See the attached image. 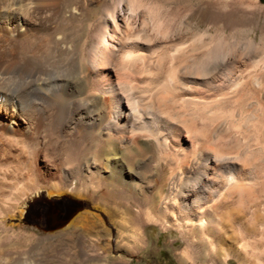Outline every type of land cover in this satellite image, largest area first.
<instances>
[{
	"label": "rangeland",
	"instance_id": "obj_1",
	"mask_svg": "<svg viewBox=\"0 0 264 264\" xmlns=\"http://www.w3.org/2000/svg\"><path fill=\"white\" fill-rule=\"evenodd\" d=\"M71 1L58 0V27L48 35L63 34L67 48L54 50L42 59L37 57L34 62L50 74L77 81L79 26L87 22L90 33L99 32L103 28V9L115 0H91L81 5L75 19H68ZM131 1L136 8L131 30H143L163 45V54L152 62L155 69L143 71L146 82L139 88L146 111L150 112L153 104L157 112L153 126L160 130L162 125L168 126L162 131L169 140L167 147L149 144L138 152L125 151L121 155L125 176L149 186L136 194L116 184V191L119 189L125 197L119 199L106 193L103 179L85 180L75 170V182L63 181L50 194H69L88 202L90 208L84 209L93 214H98L96 209L100 207L101 214L94 218L95 223L88 220L97 230L96 235L85 237L87 229L83 227L77 232L80 242L71 244L64 234H50L55 230L46 223L36 226L27 221L24 210L17 219L26 196L36 190L46 196L47 186L36 184L26 161L32 143L7 140V152L0 154V264H264V0H137L138 7L136 0ZM10 13H1V19ZM175 45L184 46V53L176 59L164 53L165 47ZM159 81L168 84L174 96L161 90L151 96L149 88ZM16 84V80L7 81L9 87ZM70 96H59L57 103L47 104L46 114L76 104V96ZM45 133L46 137L52 134L47 138L55 144L52 161L64 164L78 166L86 160L97 161L98 147L104 144L95 135L55 139L51 129ZM194 147L218 151L220 156L208 170L214 180L221 179V169L228 161L234 162L244 178L236 203L226 200L216 206L215 232L185 230L173 224L172 213L167 212V218H163L159 212L165 204L158 197L159 191H174L172 203L176 206L182 199L179 191L199 183L202 156L200 151H192ZM40 158L44 164L45 159ZM179 158H186L188 164L184 162L186 165L182 163L181 167ZM179 177L183 181L177 186ZM21 191L25 194L16 197ZM142 199L153 201L154 219L138 225L133 217ZM58 200L55 204L62 208L71 205L70 201Z\"/></svg>",
	"mask_w": 264,
	"mask_h": 264
},
{
	"label": "bare ground",
	"instance_id": "obj_2",
	"mask_svg": "<svg viewBox=\"0 0 264 264\" xmlns=\"http://www.w3.org/2000/svg\"><path fill=\"white\" fill-rule=\"evenodd\" d=\"M2 1L3 4H0V154L4 156L7 152L5 144L7 140L30 141L32 149L29 151L26 161L36 177V184L38 182L46 184L47 189L46 192L44 191L46 196L53 195L50 193L56 192L59 184L63 181L75 182L74 172L77 169L85 180L103 179L107 187L106 193L111 196H116L119 199L124 197L119 189L116 191V184L125 185L129 190L140 194L149 185L147 182L146 185L134 182L125 176L121 159L122 153L132 150L138 152L148 147L149 144L157 147L161 144L166 146L169 140L167 135L165 136L162 132L164 129L167 130V125H162V130L153 126L156 124L157 112L153 104L151 111H146V106L144 107L140 102L142 91L139 88L140 83L142 85V82H146L143 71L149 72L155 69L156 66L152 62L157 61V59L155 61V57L161 55V52L163 54L160 49L163 45L156 43L143 30L132 31L136 17V8L132 1L124 3L123 0H115L110 7H105L101 15L103 28L99 32L90 33L87 22L80 24L76 48L80 65L77 81H71L64 77L65 75L50 74L45 68H41L34 62L37 57L42 59L54 50L67 48L63 34L56 33L53 37L48 38L51 30L58 27L55 23V19L61 12L58 0ZM88 2L91 0L69 2L67 6L68 19H75L80 13L81 5H87ZM138 5L139 3H137V7ZM10 10L13 12L10 13ZM4 12L10 14H6L1 19V13ZM183 48L184 46H168L165 47L164 53L166 52L171 58L176 59L175 57L184 53ZM11 79L17 81L14 87L7 85V81ZM159 82L149 88L150 95L153 96L159 90L171 95L170 93L173 91L168 84ZM172 94L174 96V92ZM63 95H72L70 96L72 99L75 95L78 102L74 105L70 102L71 106L62 112L54 110L50 114H46L45 106L49 103H57L58 97ZM48 129L52 130L55 139L60 136L66 139L86 135H95L98 139L101 138L104 144L102 147H98L95 155L97 161L86 160L78 166L69 164L68 160L67 164L52 161L51 156L55 144L48 141L47 138H51L52 134L49 136L47 134L46 137L45 130ZM142 135L146 138H142ZM197 145H199L198 141ZM194 148L192 151L197 152L198 150L202 156L200 181L197 180L199 183L188 190L179 191L182 199L176 206H173L174 203H172L176 197L174 191L170 189L166 192L165 190L159 191L158 197L163 199L165 204L161 210H158L163 218L167 216V212L172 213L173 224L185 230L187 228L193 231L198 228L202 233L205 230L215 232L216 229L218 231L217 222L214 220L216 206L226 200L236 203L244 178L236 170L234 162L228 161L221 169V179L214 180L208 170L220 156L218 151L211 149L212 147ZM204 151L207 154L203 156ZM40 157L45 159L44 164L40 163ZM185 159H180V166L187 161ZM48 160L50 161L48 162ZM159 161L163 163L162 157L159 158ZM221 180L222 184L217 186ZM182 181L183 178L179 177V184L176 183V185L180 186ZM31 189L29 188V190ZM176 191L178 190L176 189ZM24 194L25 192L21 191L15 196L20 197ZM36 194H38V190L28 194L27 199L21 202L19 214L16 215L17 219H20L22 210L26 207V201ZM47 205L42 206V209H48L50 214L48 226L55 230L50 234L54 236L64 234L71 244L80 242V235L77 232L83 227L87 229L85 237L96 235L97 230L93 224H88V220L92 219L91 221L95 223L94 218H98L101 212L100 207L96 209L98 214L91 213L90 209H84L85 207L90 208L89 205L78 207L71 217L60 226L59 223L63 217L75 207L65 205L62 208L53 203ZM154 207L153 201L142 199L134 213L135 224L143 222V220L154 219L152 214L155 210ZM74 237L77 239L76 241L73 240ZM208 245H211L210 240ZM91 259L93 258H89V260ZM118 263L122 262L118 261Z\"/></svg>",
	"mask_w": 264,
	"mask_h": 264
},
{
	"label": "water",
	"instance_id": "obj_3",
	"mask_svg": "<svg viewBox=\"0 0 264 264\" xmlns=\"http://www.w3.org/2000/svg\"><path fill=\"white\" fill-rule=\"evenodd\" d=\"M58 199L67 200L71 202V205H73L75 208L70 210V213L65 215L63 217V220L59 223V225L64 224L71 215L76 211L78 207H81L83 205H89L88 202L84 200H80L77 198L72 197L69 194H53L50 196H44V193H38L33 198L28 199L26 201V207L24 208V216L27 218V221L30 220L32 223H34L36 226H41L42 223H46L48 225V222L50 220V214L48 209H42L43 207L39 208V205H42V202H44V205L47 204H55L58 202ZM46 202V203H45Z\"/></svg>",
	"mask_w": 264,
	"mask_h": 264
}]
</instances>
